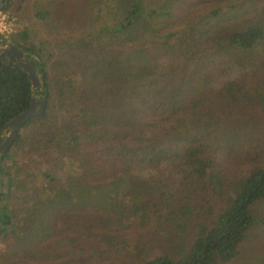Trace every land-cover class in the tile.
Returning a JSON list of instances; mask_svg holds the SVG:
<instances>
[{
	"label": "trees",
	"instance_id": "1",
	"mask_svg": "<svg viewBox=\"0 0 264 264\" xmlns=\"http://www.w3.org/2000/svg\"><path fill=\"white\" fill-rule=\"evenodd\" d=\"M201 1H83L89 25L77 39L59 45L62 53L56 57L51 42L43 55L42 42L28 28L10 35L47 96L43 111L21 125L34 123L45 132H34L24 142L18 131L3 151L0 239L12 237L14 255L29 256L27 243L50 231L59 236L72 229L111 245L118 236L112 232L152 222L150 235L165 238L164 245L179 257L165 249L149 256L147 242L133 264H218L233 256L248 228L259 221L250 205L264 199V166L253 169L234 195L225 196L212 140L230 103L257 100L264 109V91L252 93L243 79L223 78L234 65L253 67L254 57L264 58V0L259 18L234 29L232 23L252 6L246 1ZM9 5L11 0H5L4 8ZM50 13L47 8L36 12L44 19ZM101 14L109 17L94 26ZM214 81L221 82L217 90L211 88ZM31 96L26 69L14 55L0 52V128L29 106ZM71 143L72 154L67 151ZM41 144L58 148L59 155L46 157L45 169L40 167V176L49 183L25 206L24 229L18 233L9 200L28 198L27 184L37 178L40 165L23 164L14 155L33 154ZM75 146L83 152L82 168ZM207 186L224 194L223 203L187 241L193 217L189 194Z\"/></svg>",
	"mask_w": 264,
	"mask_h": 264
},
{
	"label": "rangeland",
	"instance_id": "2",
	"mask_svg": "<svg viewBox=\"0 0 264 264\" xmlns=\"http://www.w3.org/2000/svg\"><path fill=\"white\" fill-rule=\"evenodd\" d=\"M11 0V5L5 7L3 11L15 16L19 24L18 31L28 28L35 41L43 44V55L47 53L49 42L53 43L54 54L62 53L59 45H65L68 41L77 39L81 36V31L86 24V10L82 2L86 0ZM227 2L246 1L251 7L246 15L232 23V28L244 27L259 18L257 13L262 9L261 0H225ZM202 4L206 0L201 1ZM50 9L51 13L47 19L37 16L38 9ZM90 12V11H89ZM72 16V18H71ZM109 16L100 15L94 21V26L104 22ZM109 20V19H108ZM16 31V32H18ZM15 33V32H14ZM13 33L8 34L10 36ZM157 42V41H156ZM143 48L160 47L161 44L148 43L139 44ZM167 47L168 44L162 45ZM56 53V54H55ZM54 57V58H55ZM255 65H234L223 75L224 79L233 78L246 81L248 91L254 93L257 88L264 91V58L254 57ZM260 85V86H258ZM221 82L214 81L211 88L217 90ZM40 98L41 94L38 93ZM57 105V104H56ZM55 105V106H56ZM223 119L218 123L212 144L216 148L215 167L224 174L221 180L227 186L225 196L234 195L239 184L251 173L253 169L264 166V109L257 100L242 101V103H230L224 107ZM57 108L58 122L59 117ZM50 122L46 125L49 127ZM19 132L23 133L24 142H28L34 132L43 134L45 128H37L34 123L21 127ZM75 159L79 166L83 165V152L81 148L75 146ZM67 151L72 154V143L67 147ZM59 155L58 148L50 149L40 145L33 154L20 156L14 155L16 161L21 163H32L33 167L40 165L35 171L39 174L34 181L27 184L30 195L25 201L18 197L9 200V207L17 214L14 226L18 233H22L23 213L25 206L33 203L38 198V191L48 185V179L40 176V167L45 169L46 157ZM72 156V155H71ZM67 164L69 159L67 158ZM11 158L7 159L10 164ZM44 167H43V166ZM140 175H147V170H137ZM221 194V195H220ZM214 192L210 186L192 189L189 194L193 217L188 223L186 240L190 241L197 225L213 216L218 212L223 203L222 193ZM5 198L1 199L4 202ZM250 211L259 220L256 224L248 228L245 237L238 243L233 256L227 260H220L218 264H264V223L260 221L264 218V199H257L250 205ZM52 220L56 216H50ZM154 228L151 222L147 226L138 227L119 233L112 232L117 237L113 239L111 245L97 237L86 233L78 234L77 231L64 230L59 236H52L51 231L46 235H41L38 239L27 243L29 256L22 253L13 254L11 239L12 237L0 239V264H133L136 260L135 253L141 245L150 246L149 256H152L162 249H165L176 256V253L169 250L164 245L165 238L158 239L150 235L149 230ZM73 236V237H72ZM156 241L149 242L150 239ZM146 242V243H145ZM148 242V244H147Z\"/></svg>",
	"mask_w": 264,
	"mask_h": 264
},
{
	"label": "water",
	"instance_id": "3",
	"mask_svg": "<svg viewBox=\"0 0 264 264\" xmlns=\"http://www.w3.org/2000/svg\"><path fill=\"white\" fill-rule=\"evenodd\" d=\"M4 1L0 0V9L4 7ZM0 52L10 53L15 56L18 64L26 69L27 76L31 80L32 83V96L30 99L29 106L24 110L20 111L9 120H7L2 128L1 132L5 130L6 135L2 137V133L0 134V198L3 191V177L1 172V162L3 158V151L8 149L14 140L17 137V133L21 128L22 123L29 119L34 115L40 114L46 103V93H43L40 98L37 97V91L42 90L41 81L38 77V73L35 72L34 67L32 66L29 59L26 57L25 52L19 48L15 43L10 40H5L3 43H0Z\"/></svg>",
	"mask_w": 264,
	"mask_h": 264
},
{
	"label": "built area",
	"instance_id": "4",
	"mask_svg": "<svg viewBox=\"0 0 264 264\" xmlns=\"http://www.w3.org/2000/svg\"><path fill=\"white\" fill-rule=\"evenodd\" d=\"M4 7L0 9V25L3 26L4 31H0V37L5 38L10 33H14L18 31L19 24L15 20V16H12L11 14L3 11Z\"/></svg>",
	"mask_w": 264,
	"mask_h": 264
},
{
	"label": "flooded vegetation",
	"instance_id": "5",
	"mask_svg": "<svg viewBox=\"0 0 264 264\" xmlns=\"http://www.w3.org/2000/svg\"><path fill=\"white\" fill-rule=\"evenodd\" d=\"M2 39H3V38L0 37V43H1V42H4L5 40H11V37H10V36H7V37H5V40H2ZM36 93H37V94L40 93L41 96H42V94H43V92H42L41 89L38 90ZM1 128H2V127H1ZM1 128H0V134L2 133V137H5L6 132H5V130H3V131L1 132Z\"/></svg>",
	"mask_w": 264,
	"mask_h": 264
},
{
	"label": "clouds",
	"instance_id": "6",
	"mask_svg": "<svg viewBox=\"0 0 264 264\" xmlns=\"http://www.w3.org/2000/svg\"><path fill=\"white\" fill-rule=\"evenodd\" d=\"M0 16H2V14H0ZM0 31H4V28L2 25H0Z\"/></svg>",
	"mask_w": 264,
	"mask_h": 264
}]
</instances>
